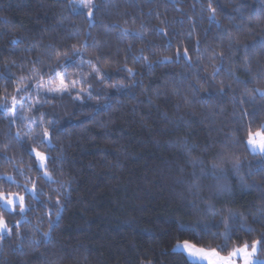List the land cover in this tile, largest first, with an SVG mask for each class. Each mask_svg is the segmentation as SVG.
Instances as JSON below:
<instances>
[{"label": "trees", "instance_id": "16d2710c", "mask_svg": "<svg viewBox=\"0 0 264 264\" xmlns=\"http://www.w3.org/2000/svg\"><path fill=\"white\" fill-rule=\"evenodd\" d=\"M92 2L90 18L72 11L74 0H0V74L10 77L0 80V97L10 100L34 68L48 73L63 62L56 51L84 42L83 58L107 74L86 76L71 95L47 103L37 105L34 93L27 99L39 111L25 107L19 115L39 122L43 112L50 144L39 143L38 123L0 116V178L16 181L0 188L25 195L35 182L43 193L36 201L26 194L23 219L18 208L4 216L13 234L0 242V264H185L173 252L177 240L189 238L181 225L219 223L221 215L205 212L209 203L243 215L254 232L236 235L251 242L264 232V164L231 141L247 138L236 131L252 119L245 112H255L253 132L264 124V0ZM185 49L188 58L177 61ZM68 72L69 83L80 78L76 68ZM32 148L51 157L53 182L34 166ZM219 175L226 177L222 188Z\"/></svg>", "mask_w": 264, "mask_h": 264}, {"label": "snow or ice", "instance_id": "6c2138e0", "mask_svg": "<svg viewBox=\"0 0 264 264\" xmlns=\"http://www.w3.org/2000/svg\"><path fill=\"white\" fill-rule=\"evenodd\" d=\"M72 11L76 12L78 8H86L89 17L93 15V10L95 9V4L92 0H81L79 5H71ZM83 14V13H81ZM91 26V19L89 20ZM168 45H165L167 47ZM246 49L248 46H245ZM257 45L253 44L252 48H256ZM259 47L264 50V41H261ZM87 48V43H81L79 47L73 45L71 52L68 51L60 52L56 51L55 56L59 61L63 57V62H59L57 67L51 68L48 73L37 72L35 68L33 69L34 74L29 78L30 83L24 84V87H16V95L12 96L9 100L7 95L0 97V100L3 102L0 103V116L5 113H11L8 117L10 124L17 123V117L19 113L27 107L29 112H38L39 109L37 105L41 101L44 103L49 102L51 99L56 97H62L65 94L71 95L72 90L77 87V85H83L85 83L86 76H92L95 74L97 78L107 79L106 73H101L98 66L92 64L91 61L85 60L83 58V52ZM188 50L185 49L183 57L180 56L177 52L176 59L177 61L181 58H188ZM247 55V53H246ZM99 59V58H98ZM147 60V57L144 58ZM168 59V58H165ZM41 61L37 60L34 62V65H39ZM84 65H88L91 68V72L83 73ZM69 68H76L77 72L74 73V76H79L80 78H72L69 83ZM220 71L219 68L214 69L212 76ZM129 75H133V70L128 69ZM47 76V79H45ZM59 79V83L56 86H52L53 82L56 79ZM26 77L21 76L17 83H22ZM0 80L9 81L10 77L6 74H0ZM81 92H86L87 90L83 87L80 89ZM223 91V90H222ZM259 91V90H257ZM35 94L37 98V105H32L31 107L27 106V99L31 97L32 94ZM260 95L264 97V92H260ZM79 98V94H77ZM243 103V101H242ZM39 122H37L35 116L24 117L19 115L21 121H27L29 124H37L38 127L42 129V139L39 141L41 144H50L51 141V131L49 127H45V114L39 112ZM245 117H251L249 124L245 126L244 124L240 125V128L236 130L237 132L247 131V138L233 139L231 143L236 145L239 143L247 152L251 153L253 156H259L261 163L264 164V124H261L259 130L252 131V123L255 118V112L253 113H244ZM52 121H47L48 125H51ZM17 138H19V133H17ZM30 139H33L30 137ZM33 142L36 141L33 139ZM32 152L35 154L36 161L38 162L34 166L43 171V178L47 182H53V177L48 171V164L52 162L51 157L47 156L40 151H37L35 148H32ZM233 169L238 173L240 170L239 157H233ZM195 166V164H194ZM219 167L218 163H214L212 168L215 169ZM32 169L29 168V171ZM252 174L251 172L249 173ZM20 175L23 176L24 173L21 170ZM226 177L224 175L216 176L217 185L223 187L222 181ZM241 182L243 183L244 177H240ZM9 181L11 184H16L14 177L4 176L0 178V182ZM32 183V188L30 190L26 189V194L30 192L31 198L36 201L39 200L40 195L43 193H38L35 182ZM19 187V185H16ZM195 187V185H193ZM26 194L22 195L18 192H8L0 188V242H2L5 236H11L13 234V228L8 225L5 221L4 216L10 213H14L16 209H19L21 214V219L24 218V214L28 212L29 206L26 203ZM57 205L60 204L59 199L56 201ZM44 207H49L47 204ZM195 207V205H193ZM206 213H212L213 215H221V220L219 223L213 225L212 223L201 224L199 221H196L194 224L190 225H181V230L189 233V238L184 240H177L176 244L173 247V252L181 255L185 264H264V232H261L255 239L249 242L247 239L239 242V237L236 235L237 232H244L245 235H250L254 232V229L251 227H245L246 218L243 215L237 216L236 213L232 212L230 209H216L211 203L208 204ZM57 213L59 214V208H57ZM260 220H264V215L259 217ZM239 223L240 227L235 228L234 225ZM54 221L49 219V231L43 233V238L48 240L50 237V232L53 229ZM20 222L17 221L16 226V237L21 239L22 234L19 231ZM223 225V231H213V229H219ZM208 239L214 241L219 239L220 244L215 247L208 245L204 246L203 241ZM237 241L232 244V247L229 248V243ZM39 241H37L38 243ZM226 252V254H225ZM144 264V262H142ZM147 264H152L151 261H147Z\"/></svg>", "mask_w": 264, "mask_h": 264}, {"label": "rangeland", "instance_id": "374dc122", "mask_svg": "<svg viewBox=\"0 0 264 264\" xmlns=\"http://www.w3.org/2000/svg\"><path fill=\"white\" fill-rule=\"evenodd\" d=\"M74 3H75V5H79L81 3V0H74ZM77 10H82V11L87 12V9L86 8H78Z\"/></svg>", "mask_w": 264, "mask_h": 264}]
</instances>
